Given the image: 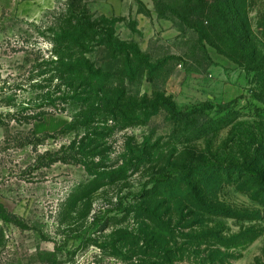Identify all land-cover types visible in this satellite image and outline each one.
<instances>
[{
	"label": "rangeland",
	"instance_id": "374dc122",
	"mask_svg": "<svg viewBox=\"0 0 264 264\" xmlns=\"http://www.w3.org/2000/svg\"><path fill=\"white\" fill-rule=\"evenodd\" d=\"M217 1L4 0L0 264L161 262L128 244L163 251L160 230L135 215L143 205L176 229L165 250L187 255L174 264H264V82L236 63L229 19L213 32ZM261 2L247 0L253 31ZM111 39L114 52L98 46ZM81 57L112 75L118 118L133 126L98 129L100 114L68 127L78 107L60 111L67 83L55 70ZM160 174L201 200L177 215L163 189L143 198Z\"/></svg>",
	"mask_w": 264,
	"mask_h": 264
},
{
	"label": "trees",
	"instance_id": "16d2710c",
	"mask_svg": "<svg viewBox=\"0 0 264 264\" xmlns=\"http://www.w3.org/2000/svg\"><path fill=\"white\" fill-rule=\"evenodd\" d=\"M259 1H262V5L260 7L261 10L257 12V31L252 30L253 27L247 20V0H218L215 3L213 10L207 14H209V17L213 19V32H216V28L220 25V23L229 19L228 23L232 28H234V33L237 37L235 38L236 43L238 44V48L235 50L238 57V62L236 63L245 70L258 75L264 82V0ZM98 46L113 52L115 49V46L112 44V39L110 43H107L106 41L98 42ZM224 55H226V53H224ZM127 61L129 60L127 59ZM58 65L59 66L55 70V73L60 75L61 78H64L63 82L67 83V88L63 93V98L57 100L59 103L63 104L60 111H66L69 109L70 103H73V105L78 107L77 110L73 112L74 114L72 116L71 123L68 126L69 128L79 129L86 121L100 114H104L105 121H103V125H98V129L111 130L106 126L108 122H111L116 129H126L133 126V123L130 118H127V116L123 115L122 120L118 118V113L124 98L120 95V86L118 87L116 83H110L112 75L108 71H104L99 67L90 64L82 57L76 62H72V60L70 62L68 60L66 63ZM128 77H130V74H128ZM20 85H15V89H17ZM168 100L170 101L169 98ZM125 108L126 111H129L131 106ZM31 119L35 122L40 120V116ZM97 137L103 138L104 136L98 134ZM126 170H128V164H123V166L120 167L119 172H125ZM235 173L238 174L239 177H243L245 175L256 179L259 177L256 172L241 168H237ZM152 183L153 188H151L149 192L143 194L142 197L149 200H155L157 192L163 189L164 195L162 196V199L164 200H161V203L168 204L169 206L175 205L176 208L174 211L177 215L179 213L181 214V212L178 211L179 207L183 203H190L189 200H192L190 197H193L192 203L194 207L195 204L199 202V195L195 196V193L190 192L192 195L194 194V196H189V191H185V180L181 177L160 174L158 175L157 181ZM189 186L192 185L189 183ZM142 207L143 208L141 209L136 208L134 210L135 215L142 219L144 217H148L145 220L151 221L155 228L160 230L159 233H155V236L153 234V239H155L156 242L158 240L160 241V247L163 248V251L159 252L153 248V240L150 242H141L140 238H133V235H130L127 240L132 251L133 247L138 251L143 250V254H138V256L141 255L144 257H146L149 252L156 253L154 256H149L150 258L154 257L155 259L161 261L156 264H174V261L186 257L187 254L184 252L183 254L181 252L175 253L171 250H165V246H168V239L172 237L176 238L175 234H173L176 229L172 227V224L169 221L165 222L159 218L153 209L144 207V205ZM144 226L147 227L146 225ZM143 231L146 230L143 228ZM152 232H154V229ZM184 238L186 239L187 236ZM188 238L190 240L193 239L192 241L194 244L197 243L196 238L193 236H188ZM194 255L195 257L197 256L196 253ZM128 262H130V264L133 263V255ZM140 262L145 263L144 260H140Z\"/></svg>",
	"mask_w": 264,
	"mask_h": 264
},
{
	"label": "crops",
	"instance_id": "0c3cea01",
	"mask_svg": "<svg viewBox=\"0 0 264 264\" xmlns=\"http://www.w3.org/2000/svg\"><path fill=\"white\" fill-rule=\"evenodd\" d=\"M2 5H4V0H0V15H1Z\"/></svg>",
	"mask_w": 264,
	"mask_h": 264
}]
</instances>
